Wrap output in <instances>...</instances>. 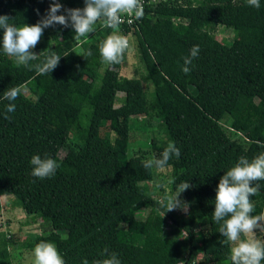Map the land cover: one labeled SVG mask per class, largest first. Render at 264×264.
<instances>
[{"label":"trees","instance_id":"trees-1","mask_svg":"<svg viewBox=\"0 0 264 264\" xmlns=\"http://www.w3.org/2000/svg\"><path fill=\"white\" fill-rule=\"evenodd\" d=\"M144 1L143 17L117 30L136 39L143 75H120L128 50L120 64L102 61L99 45L113 32L103 20L79 40L70 26L44 29L32 51L61 57L48 75L34 69L43 57L31 61L32 68L17 67L0 44V210L1 197L13 195L27 216L43 224L39 235L23 241L0 232V264H13L10 247L34 252L41 241L53 243L65 264H95L106 258L105 249L121 264H231V245L212 214L225 172L241 157L251 161L264 152V0L259 9L246 0ZM58 2V15L85 7L84 0ZM51 3L0 0V16L32 26ZM219 25L240 38L234 46L215 35ZM2 38L0 30V43ZM193 46L199 54L185 74L183 57ZM18 85L21 93L11 101L16 110L5 119L10 102L3 93ZM141 117L166 126L167 135L151 142L154 159L169 142L181 152L169 160L172 180L159 195L145 186L155 173L143 167L150 159L129 156L131 121ZM225 121L241 139L228 135ZM75 130L85 138L75 139ZM34 155L55 159V175L33 177ZM182 182L191 184L179 197L187 211L165 214L160 201L176 196ZM258 183L261 189L250 197L253 216L264 213V181Z\"/></svg>","mask_w":264,"mask_h":264},{"label":"clouds","instance_id":"clouds-1","mask_svg":"<svg viewBox=\"0 0 264 264\" xmlns=\"http://www.w3.org/2000/svg\"><path fill=\"white\" fill-rule=\"evenodd\" d=\"M83 9H64L66 15H58L63 6L58 0H52L47 14L35 25L24 24L17 26L10 23L8 16H0V30L3 32L2 48L3 52L15 58L17 67L25 66L32 68L31 61L40 59L34 65L37 75L51 74L59 65L61 57L54 51L47 50L39 55L34 54V49L43 36L44 29L61 25L65 28L71 27L75 31V40L92 33L94 26L103 20L104 26L113 30L112 34L99 45V52L102 61L106 64H120L125 52L129 49L127 36L118 33L119 25L122 23V14H132L135 19L143 17V7L140 0H84ZM250 7L260 8V0H246ZM131 22V20H129ZM199 54V46H193L190 54L183 57L184 66L182 71L190 74L193 59ZM91 55V53H89ZM22 85L9 87L3 98L10 103L6 106L5 119H10L7 113H13L16 105L15 101L22 89ZM179 158L181 152L174 142H169L167 147L156 159H150L143 163L146 169L156 168L159 172H164L168 167V162L172 156ZM32 166L31 175L41 180L51 178L57 170L55 159L41 158L39 155L32 156L30 160ZM259 181H264V152L253 158L251 161L241 157L238 163L227 170L221 177L215 196V210L212 214L213 220L219 224V233L225 238L224 243L231 245L229 259L231 264H261L264 261V243L259 240L249 238L254 230L259 229L264 232V213L251 215L254 205L250 197L256 195L261 189ZM255 185V186H253ZM191 184L182 182L177 187V195H166L160 201V210L171 212L181 207L180 195L188 190ZM245 237L242 239L241 237ZM34 264H65L56 246L51 242L41 241L34 248ZM106 258L98 260L95 264H121L115 253L108 254L105 249ZM83 264H88L87 260Z\"/></svg>","mask_w":264,"mask_h":264},{"label":"rangeland","instance_id":"rangeland-1","mask_svg":"<svg viewBox=\"0 0 264 264\" xmlns=\"http://www.w3.org/2000/svg\"><path fill=\"white\" fill-rule=\"evenodd\" d=\"M120 34V32H118ZM215 35L224 43L234 46L239 37L225 26L219 25ZM129 49L128 58L122 63L120 67V75L124 77H133L135 75H143V66L141 65L137 42L134 37L128 38ZM85 48V43L80 45V49ZM144 87L151 90L149 83H143ZM24 93L31 98H34L27 89H24ZM119 95H122L121 93ZM228 121L224 122V127L228 135L235 140L241 139L240 135L230 130L228 127ZM75 139L83 140L85 133L80 130L73 132ZM109 138L114 139L115 134L111 132H105ZM167 135L166 126L163 120L159 118H134L131 121V137L129 145V156L139 157L145 156L148 159H154V153L151 147V142L154 138L164 137ZM63 154V153H62ZM173 170L171 167H167L164 172H159L155 168L153 180L145 185L148 192L154 195H159L161 189H169ZM2 209L0 210V232H4L7 237L14 236L19 241H23L25 238L39 235L42 228L41 220H34L33 217L26 215L22 209L19 200L13 195H3L1 197ZM147 212L142 213L139 217L145 218ZM171 224H167L170 227ZM244 239L245 237H241ZM249 238L264 241V232H260L259 229L254 230V233ZM142 239L141 242L142 243ZM10 252L13 258V264H34V255L32 251L18 248V246L10 247ZM199 262V261H198ZM183 264V263H182ZM198 264V263H197Z\"/></svg>","mask_w":264,"mask_h":264},{"label":"built area","instance_id":"built-area-1","mask_svg":"<svg viewBox=\"0 0 264 264\" xmlns=\"http://www.w3.org/2000/svg\"><path fill=\"white\" fill-rule=\"evenodd\" d=\"M154 2H156V0H153ZM144 0H140V3L143 7V12H144ZM129 20H131V22H129ZM138 19H135L134 16L132 14H122V23L120 25H128V26H132Z\"/></svg>","mask_w":264,"mask_h":264}]
</instances>
